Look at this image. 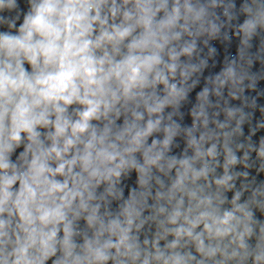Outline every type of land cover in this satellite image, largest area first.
Listing matches in <instances>:
<instances>
[{
    "label": "clouds",
    "instance_id": "1",
    "mask_svg": "<svg viewBox=\"0 0 264 264\" xmlns=\"http://www.w3.org/2000/svg\"><path fill=\"white\" fill-rule=\"evenodd\" d=\"M0 264H264V0H0Z\"/></svg>",
    "mask_w": 264,
    "mask_h": 264
}]
</instances>
